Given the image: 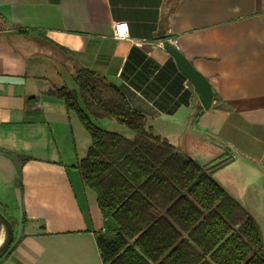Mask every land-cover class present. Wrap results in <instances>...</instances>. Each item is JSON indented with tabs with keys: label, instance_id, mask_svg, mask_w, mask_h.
Segmentation results:
<instances>
[{
	"label": "crops",
	"instance_id": "obj_1",
	"mask_svg": "<svg viewBox=\"0 0 264 264\" xmlns=\"http://www.w3.org/2000/svg\"><path fill=\"white\" fill-rule=\"evenodd\" d=\"M0 15V209L17 221L0 264H104L96 234L106 219L76 168L91 136L45 93L77 89L81 68L122 86L147 130L181 153L201 164L231 158L209 172L255 217L264 241V0H0ZM118 21L127 37H114ZM170 39L210 80L209 108L166 48Z\"/></svg>",
	"mask_w": 264,
	"mask_h": 264
},
{
	"label": "trees",
	"instance_id": "obj_2",
	"mask_svg": "<svg viewBox=\"0 0 264 264\" xmlns=\"http://www.w3.org/2000/svg\"><path fill=\"white\" fill-rule=\"evenodd\" d=\"M4 20L0 15V27ZM75 81L77 89L62 85L45 93L75 112L91 136L76 168L82 183L96 192L106 219L105 231L96 234L104 264H264L257 220L208 166L148 131L146 115L132 107L122 86L88 68L79 69ZM34 114L40 117L42 110ZM106 117L134 135L95 122ZM18 157L21 163L28 159ZM8 218L15 228L17 221Z\"/></svg>",
	"mask_w": 264,
	"mask_h": 264
},
{
	"label": "water",
	"instance_id": "obj_3",
	"mask_svg": "<svg viewBox=\"0 0 264 264\" xmlns=\"http://www.w3.org/2000/svg\"><path fill=\"white\" fill-rule=\"evenodd\" d=\"M166 48L174 56L181 72L193 83L196 92L199 95L200 101L204 108H209L212 104L214 90L208 77L201 72L174 44L167 42ZM231 158L216 157L215 160L203 164L209 167L210 171L218 167L226 165ZM0 226L5 231L4 238L0 241V259L8 251L13 238L14 227L8 216L0 209Z\"/></svg>",
	"mask_w": 264,
	"mask_h": 264
},
{
	"label": "rangeland",
	"instance_id": "obj_4",
	"mask_svg": "<svg viewBox=\"0 0 264 264\" xmlns=\"http://www.w3.org/2000/svg\"><path fill=\"white\" fill-rule=\"evenodd\" d=\"M98 122H99V126L105 128V129H108V130H116V131L120 130V131H124L126 133H129L130 136H133L134 135V132L131 129H129L128 127H126L124 124L118 122L114 118L106 117V118H102ZM121 133H123V132H121ZM4 236H5V231L0 226V241L4 238ZM19 236L20 235H17L16 236V240L18 239Z\"/></svg>",
	"mask_w": 264,
	"mask_h": 264
},
{
	"label": "built area",
	"instance_id": "obj_5",
	"mask_svg": "<svg viewBox=\"0 0 264 264\" xmlns=\"http://www.w3.org/2000/svg\"><path fill=\"white\" fill-rule=\"evenodd\" d=\"M124 25L125 26V31L123 33L120 32V26ZM128 36V29L126 27V23L122 21L115 22L114 24V37L115 38H123ZM170 42L172 44L176 43L174 39H170Z\"/></svg>",
	"mask_w": 264,
	"mask_h": 264
},
{
	"label": "snow or ice",
	"instance_id": "obj_6",
	"mask_svg": "<svg viewBox=\"0 0 264 264\" xmlns=\"http://www.w3.org/2000/svg\"><path fill=\"white\" fill-rule=\"evenodd\" d=\"M125 31V26L124 25H121L120 26V32L123 33Z\"/></svg>",
	"mask_w": 264,
	"mask_h": 264
}]
</instances>
